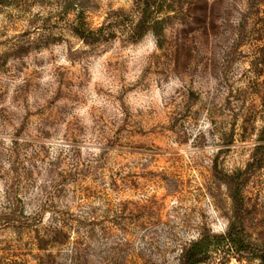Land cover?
<instances>
[{"label": "rangeland", "instance_id": "1", "mask_svg": "<svg viewBox=\"0 0 264 264\" xmlns=\"http://www.w3.org/2000/svg\"><path fill=\"white\" fill-rule=\"evenodd\" d=\"M196 242L264 253V0H0V264Z\"/></svg>", "mask_w": 264, "mask_h": 264}, {"label": "trees", "instance_id": "2", "mask_svg": "<svg viewBox=\"0 0 264 264\" xmlns=\"http://www.w3.org/2000/svg\"><path fill=\"white\" fill-rule=\"evenodd\" d=\"M160 26V23H157ZM163 28L160 26V30ZM86 32H91V31H86ZM228 239H231V235L228 234ZM199 243L196 242L193 243L192 246L188 249L185 255H187L185 261L186 264H199L200 259L197 258L198 254L200 253V248H199ZM258 260L260 261V264H264V253L258 255Z\"/></svg>", "mask_w": 264, "mask_h": 264}, {"label": "clouds", "instance_id": "3", "mask_svg": "<svg viewBox=\"0 0 264 264\" xmlns=\"http://www.w3.org/2000/svg\"><path fill=\"white\" fill-rule=\"evenodd\" d=\"M140 54L142 55H152L155 51H157V39L153 35V33L148 32L141 41V45L139 48Z\"/></svg>", "mask_w": 264, "mask_h": 264}]
</instances>
